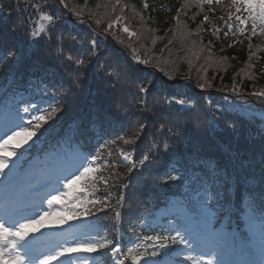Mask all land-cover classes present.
<instances>
[{
    "label": "trees",
    "instance_id": "obj_1",
    "mask_svg": "<svg viewBox=\"0 0 264 264\" xmlns=\"http://www.w3.org/2000/svg\"><path fill=\"white\" fill-rule=\"evenodd\" d=\"M25 5L33 7L21 11ZM0 7V31L22 57L19 63L0 60L5 100L22 97L19 105L29 112L18 115L30 130L34 117L44 118L25 162L37 158L39 166L58 169L65 157H99L87 195L77 202V211L89 209L99 225L96 239L118 241L128 264L153 252L159 256L161 244L172 247L175 235L166 222L184 220L168 215L166 207L184 205V185L160 179L185 168L188 156L209 166L235 158L243 169L244 179L226 185L224 198L206 212L217 218L212 225L225 223L222 233L229 235L234 217L246 237L249 219L261 223L264 119L255 113L264 114V97L258 98L264 93V20L258 15L253 20L246 11L237 13L231 0H0ZM50 14L52 21L45 19ZM43 20L49 21L44 37H62L63 43H33L28 33L38 31ZM69 55L72 60L65 59ZM149 85L145 110L138 89ZM161 117L179 138L167 154L151 156L130 173L121 154L147 152L158 140L153 132ZM127 240L133 247L127 248Z\"/></svg>",
    "mask_w": 264,
    "mask_h": 264
},
{
    "label": "snow or ice",
    "instance_id": "obj_2",
    "mask_svg": "<svg viewBox=\"0 0 264 264\" xmlns=\"http://www.w3.org/2000/svg\"><path fill=\"white\" fill-rule=\"evenodd\" d=\"M64 0H60V3H63ZM209 3L212 0H208ZM218 2V0H217ZM232 6L236 8L237 13L247 12L248 16L253 20L256 19L257 15L261 20H264V0H231ZM67 5H65L66 7ZM27 7H33L32 5H25L24 9ZM4 9L0 7V12H3ZM11 15V12L8 13ZM229 17H231V12H229ZM45 19L52 21L53 15H47ZM205 20L208 17H204ZM236 21L240 23H244V18L241 15H236ZM111 27V25H109ZM228 28H231L232 25L229 23L227 25ZM19 29H23V24L18 25ZM17 31V29L9 28L8 32L13 33ZM125 32H128V28H124ZM33 38V43H39L41 39L45 40L47 45H51L53 43H63L62 37H57L53 39L51 35L47 38L44 37L43 30L39 31H30L28 33ZM74 40L75 37H72ZM95 46V41L92 42ZM6 50V51H5ZM58 54H62L63 48L57 49ZM93 55H97L93 52ZM21 55L15 50V45L7 39L5 33L0 31V60H13L19 63L21 61ZM66 60H72V56L69 55L65 57ZM75 63L78 66H83V59H77ZM47 74V73H45ZM111 75L110 73L108 74ZM73 87L76 85L73 84ZM151 85L145 87L140 86L139 92L143 94L142 96V108L147 110L148 101L145 99L148 94L151 92ZM201 88L204 87L203 84L200 85ZM264 97V93L258 95V98ZM182 104L183 101H180ZM33 109H36V105H31ZM155 107V105L153 106ZM24 113L29 112L28 107H24L22 109ZM59 111L58 108L52 109V112L55 113ZM157 114L158 110H157ZM22 119V117H21ZM34 119L37 121L34 128L30 130L28 127H21L20 131H15L11 136H8L6 140H4L3 145H0V148H3L4 145H7L13 137H23L25 141L31 139L36 135L37 131L40 130L41 125L39 121L43 120L42 116H36ZM170 123L169 120L161 117V122L154 125L153 135H158V140L154 145H150L149 149L145 153L137 154L135 149H133L132 154L122 153L123 159L129 162V172L137 169V166L143 168L146 162L149 161L151 156H157V153L167 154L168 150L171 148V142L174 139L179 138L176 133L173 132L172 127H168L167 125ZM142 131H146L142 129ZM43 134V133H42ZM133 143V142H125ZM162 145V147H161ZM19 147V143L17 144ZM152 147L156 148V152H152ZM10 155H16L15 151L5 152L3 155H0V176H4L7 179L8 174L4 172V169L8 167L7 157ZM91 155V153H89ZM158 158V157H157ZM99 160V157L92 155L91 161H88L87 157H84L79 164L78 168H83V171L80 172L79 175H75L74 173H69L73 176L71 180H68L64 185L66 189L69 191L67 193H61L60 195H68L72 196V186L77 181L84 177L87 173L93 171L91 167V162H96ZM75 163V160L71 157H65L61 160L60 166L58 169H54L53 173L58 171H65L67 168L72 166ZM88 164L89 166L85 167L84 165ZM262 172H264V160L261 161ZM176 171V175H171L170 173H165V178H161L160 182L167 184L169 182H182L184 185L183 189V199H184V209L183 214L189 219L196 221L197 217L200 219L197 221V229L193 232V242L198 243L205 251L201 256L200 264H230L229 261L225 259V251L223 241L227 238V233H222L219 230H213L212 224L208 222L204 215L208 212L210 205L213 201L222 200L225 196L224 188L226 185H235L239 180H243L244 177L241 175L243 169L240 164L236 162V159L233 158L225 162L223 166L219 164H214L209 166L208 162L203 159H197L194 156L187 157L186 167L183 169H174ZM119 174L117 173V176ZM67 179V176L64 177ZM261 183L264 184V175L260 177ZM125 189L129 187V185L121 186ZM81 191H86V189H82ZM54 202L60 203V196L52 195L51 199L48 200V204L52 205ZM123 202V197L120 201H118L119 206ZM82 203V201H81ZM93 204L95 202H92ZM108 205H106L107 207ZM79 208V203L73 207H66L64 209L63 214L44 212L42 215L38 217V219H27L24 218L23 222H20L19 219H16L18 213V208L13 202H5L2 209L0 211L3 212V215H0V264H49V261H58V264H62L59 262L58 258L65 257L68 260H71V257L75 254L80 253H93L98 250L107 249L113 256L114 264H125L127 256L125 255L124 259L117 260V257L120 256L123 251L121 244L114 239H96L85 238L83 234H76L75 232H67L65 241L62 246L58 247L54 255L53 254H43V259H40L39 255H33L34 248L38 247V245H34L29 242L30 233L36 232L38 228H43L44 220L46 217L50 215H58L59 220L58 223L63 225L66 224L70 220H77L81 213L77 211ZM100 212H103V209H99ZM82 215L87 217L91 215L89 209L85 208L83 210ZM120 215V213H117ZM71 227V226H70ZM251 228L252 225L250 224ZM260 235H261V251L262 255H264V217L261 218L260 223ZM67 237H71V240H68ZM179 238V240H178ZM35 239V238H33ZM172 244L175 245L179 242L182 245H189V240L182 238L179 232L176 233V236L172 238ZM160 247H167V245L161 244ZM7 249V251H6ZM131 251V249H129ZM153 256L156 255L155 252L152 253ZM189 260L192 257H188ZM83 264H87V261H84ZM261 264H264V259L261 260Z\"/></svg>",
    "mask_w": 264,
    "mask_h": 264
},
{
    "label": "rangeland",
    "instance_id": "obj_3",
    "mask_svg": "<svg viewBox=\"0 0 264 264\" xmlns=\"http://www.w3.org/2000/svg\"><path fill=\"white\" fill-rule=\"evenodd\" d=\"M97 15L101 16L102 19L103 18L105 19V16L102 15L101 13ZM111 20H114L113 17L111 18ZM47 25H49V21H44V20L41 21V26L38 28V31L41 29L44 31ZM246 110H249V109H246ZM249 111L250 112H247L248 114L252 112L251 110ZM255 114H257L262 119H264V114H261V113H255ZM20 127L21 126L19 125L17 126L13 125L12 128L7 129L5 132H3L2 135L0 136V145H3L4 140H6L8 136H11L13 132L20 131L21 130ZM35 142H36L35 136H33L31 139L27 141H25L22 136L13 137V139L10 140L7 145H4L3 148H0V155H3V153L5 152H12V151L16 152V155H10L7 157L8 167L4 169V172L8 174L7 179H5L4 176H0V184H1L0 185V209H2L4 203L7 202L4 200L6 199V196H9V192H8L9 185L11 184L15 185L17 183L19 184L21 183L25 187L22 189L21 193L17 195L18 197L17 200L19 202L17 214L20 215V217L18 218L20 222H23L24 218L33 219V220L38 219V217L42 215L44 212H51V213L59 212L63 214L64 209L66 207H70L68 205L69 203L75 201L76 199L79 202L83 198H85V196L87 195V191H81V190L82 189L87 190L86 184L91 182L94 176V166H93V163L91 162V167L93 168V171L87 173L84 177H82L80 180H77L73 184L72 189H71V192L73 195L72 196L60 195L61 193H67L69 191L68 189L64 187V185L67 183L68 180H71L73 176L71 175L70 177H68L66 181L62 182L60 186H56V187L46 184L42 179L36 176V174L31 176L33 172L30 171V168L27 167L25 162H23V158H24L23 150L30 147L32 144H35ZM18 143H19V147H17ZM84 166L87 167L89 165L85 164ZM20 171H24L25 175L30 172L29 175L31 176V178L28 179L26 185H24L23 182L20 181L19 179L15 178V175ZM82 171H83V168H78L77 171L74 172V174L79 175L80 172ZM7 185L8 187H6ZM48 193L50 195H47ZM14 195H16V193H14ZM52 195L60 196V203L54 202L52 205H49L48 200L51 199ZM40 199H41V202L39 201ZM11 202H13V198L11 199ZM80 212L83 213V211H80ZM0 215H3L2 211H0ZM80 217L83 220H86L87 218V217H84L83 215ZM58 220H59L58 215H50L46 217L44 220L45 226L43 228H38L36 232L30 233V236L28 238L29 242L31 239H33L32 236L36 235L37 233H41L44 231L51 232L52 230L58 232L59 230H61L65 224L63 225L59 224ZM193 232H192V236L186 237V239L189 240V245H184V248L182 249L180 256H183V261L185 263L200 264L201 256L203 255L205 250L198 243L193 242ZM255 234L258 236L254 239L252 243L251 254L245 255L246 259L242 258L241 262H236L237 264H261V260L264 259V255H262V251H261V243H262L261 235H259L258 232L254 231L253 235ZM55 235H57V233ZM45 238L46 240L43 241L39 245L41 251L40 252L35 251L34 253L35 255H39L40 259H43V254H53L54 255L55 250L58 247L62 246L65 241V239L62 237H59L58 239H51L50 237H45ZM85 238H91V237H85ZM37 243H40V242H37ZM225 248L226 247L224 246V249ZM226 253H227V250H226ZM190 256L192 257L191 260L188 259V257ZM249 256L254 258L253 263H250ZM226 257H227V254L225 255V258ZM86 258L88 259L87 256L75 254L71 257V260H68L65 257H60L58 258V260L59 262H62V264H83L84 262L83 260ZM139 259H142V258H139ZM55 262L58 263V261L54 260V261H49V264H52ZM88 263L89 261L87 262V264Z\"/></svg>",
    "mask_w": 264,
    "mask_h": 264
}]
</instances>
